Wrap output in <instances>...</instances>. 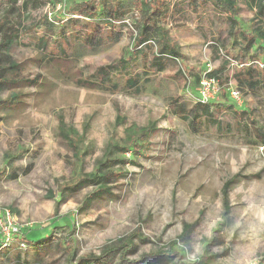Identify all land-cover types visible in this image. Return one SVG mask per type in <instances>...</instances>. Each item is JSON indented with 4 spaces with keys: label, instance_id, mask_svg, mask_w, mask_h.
Masks as SVG:
<instances>
[{
    "label": "rangeland",
    "instance_id": "374dc122",
    "mask_svg": "<svg viewBox=\"0 0 264 264\" xmlns=\"http://www.w3.org/2000/svg\"><path fill=\"white\" fill-rule=\"evenodd\" d=\"M74 1L83 0H49L43 12L66 22ZM177 1L184 17L175 15L168 28L180 61L152 74L139 96L122 88L144 63L131 41L132 19L119 43L77 48L63 64L43 60L33 48H14L23 77L38 84L16 86L23 102L18 109L9 102L13 91L0 93V210H15L23 238L41 243L40 256L30 245L3 252L0 264H264V146L258 137L264 135V89L243 94L244 130L236 129L242 113L218 114L221 132L204 123L194 131L176 115L181 105L191 110L198 103L194 79L209 64H221L213 59L216 44L241 59L234 42L251 36L254 6L237 1L231 19L212 5L194 11L188 0ZM99 68L120 83L118 91L78 85L93 81ZM228 88L214 103L236 105ZM61 122L83 136L76 148L61 136ZM133 127L150 131L137 138ZM112 146L130 149L114 151L103 168L115 173L106 183L109 194L87 204L98 186L79 183L77 173L85 180L96 172ZM74 152H85L83 160Z\"/></svg>",
    "mask_w": 264,
    "mask_h": 264
},
{
    "label": "trees",
    "instance_id": "16d2710c",
    "mask_svg": "<svg viewBox=\"0 0 264 264\" xmlns=\"http://www.w3.org/2000/svg\"><path fill=\"white\" fill-rule=\"evenodd\" d=\"M237 1L239 0H188V3L191 7H194V11H198V5L201 8L207 4L212 5L214 8L224 10L232 19V15L239 11ZM244 1L248 5L254 6L255 26L250 32L251 36L248 38L244 37L243 40L245 41L243 43L241 41L238 42V40L236 43L234 42V45H239L240 47L241 59L230 58L229 53L225 52L221 45L216 44L213 47V59L219 62L222 60V62L217 69H213L209 73V76L219 81L223 91L226 86L230 87L232 82H236L237 88L245 95H256L260 90L264 89V79L259 76L264 69H260L255 65V62L264 61V57L258 58L260 57V52L264 53V0ZM48 2L49 0H0V7L2 8L0 12V93L13 91L9 96V102H15L14 109H18L20 105H23L20 100L21 96L14 91L16 86H34L38 84L37 80H27L23 77V69L13 57V50L18 45L37 50L45 61L58 62L62 59L63 64L68 57V53L77 48L96 50L103 45L119 43L123 36L122 29L126 27V19H132L134 21L132 28L135 31L132 33L131 41L136 55L144 63L142 71L132 72L122 88L127 89L135 96H139L146 91L147 85L151 82L152 74L165 72L171 65H176L180 61L181 54L170 38L168 24L174 22L175 15L184 17L185 10L180 6L183 2H178L177 0L74 1L68 12L74 16L72 15L73 18L66 20V22L49 20L43 12ZM88 16H91V19H88L89 23L83 25V19ZM253 47L260 52L250 55L249 51ZM231 60H234L239 66H233ZM206 71L207 68L204 69L203 73ZM91 77L94 79L93 81L91 79H79L77 81L78 85L86 89H103L111 86L118 91L121 88L119 82H113L110 72L106 68L97 69ZM200 81L201 77L194 79L195 87H197L198 91ZM211 105H215V103L202 104L198 102L191 110H188L186 105H181L180 112H177L176 115L188 123L194 131L196 126L204 123L208 127L215 128L221 132L223 123L218 116L220 111ZM243 114L247 113L242 112V115H239L237 130L245 129L242 125L243 118H241ZM235 115L236 113L232 116ZM64 126V123L61 122V136L73 148H76V143L83 136H76L68 132ZM227 127L229 130L232 129L229 124ZM131 130H133V134L137 138L139 132H142V135H146L150 131L149 129L139 131L134 127ZM258 137L260 145L264 146V135L259 134ZM116 149L124 151L130 148L112 146L107 154L106 161L100 165L96 172L88 175L85 180L82 178V173H77L79 183L88 180L98 186L96 191L87 198V204L94 200L102 199L104 195L109 194L106 183L115 173H107L103 168L108 165L110 157H112ZM84 155L85 152H74L72 157L81 161ZM7 159L9 160L10 156H7ZM10 160L12 161L13 158ZM66 162L69 163L70 161L67 160ZM120 162L125 163V160H120ZM29 168H31V165ZM26 172H29V170ZM10 177L12 179L17 178L16 175ZM233 183L234 180L224 184V194H227ZM65 188H63L62 192L65 191ZM58 205L59 202L56 210ZM23 241L28 246L27 250H29L30 245L37 248L41 243H36L31 239L28 240L27 236L23 238ZM11 249H14V247ZM9 250L6 249L3 252ZM36 254L40 256L38 248L36 249ZM108 254L106 252L105 256Z\"/></svg>",
    "mask_w": 264,
    "mask_h": 264
},
{
    "label": "built area",
    "instance_id": "2783aa9c",
    "mask_svg": "<svg viewBox=\"0 0 264 264\" xmlns=\"http://www.w3.org/2000/svg\"><path fill=\"white\" fill-rule=\"evenodd\" d=\"M233 66H239L234 60H231ZM260 69H264V61L255 62ZM214 68L209 64L207 71L201 76L198 102L202 104L214 103L221 95L223 89L219 81L209 76ZM230 98L234 100L242 99L241 91L238 88H228ZM15 250L25 251L28 246L23 241V228L18 225L14 212L5 208L0 210V254L6 250L13 248Z\"/></svg>",
    "mask_w": 264,
    "mask_h": 264
},
{
    "label": "crops",
    "instance_id": "0c3cea01",
    "mask_svg": "<svg viewBox=\"0 0 264 264\" xmlns=\"http://www.w3.org/2000/svg\"><path fill=\"white\" fill-rule=\"evenodd\" d=\"M259 76H260V78L264 79V71H261ZM231 87L233 89L237 88L236 82H232ZM241 94H242V99H240V100H234L231 98L236 103L235 106L233 104H230V106L227 107L226 105L218 102V103H215L216 106L214 108L217 109L218 111H220V113H222V114L230 115V114H234V113L239 114L242 112H246L249 114V111H247L245 109L246 107L243 106V102H244L243 94L244 93L241 92ZM221 105H223V106H221ZM13 211L15 212V210H13Z\"/></svg>",
    "mask_w": 264,
    "mask_h": 264
}]
</instances>
